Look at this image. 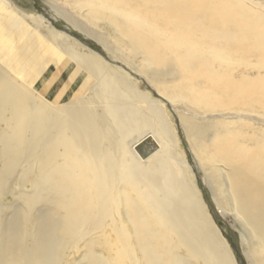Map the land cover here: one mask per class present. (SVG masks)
Segmentation results:
<instances>
[{"label": "bare ground", "instance_id": "bare-ground-1", "mask_svg": "<svg viewBox=\"0 0 264 264\" xmlns=\"http://www.w3.org/2000/svg\"><path fill=\"white\" fill-rule=\"evenodd\" d=\"M69 2L79 10L86 7L89 21L105 18L117 36L126 39L124 48L130 56L142 59L143 67L174 65L180 77L171 90L180 98L206 110L264 114V13L259 9L243 0ZM69 54L77 74L85 78L88 74L95 82L93 97L87 98L95 115L66 104L55 119L34 113L36 124L30 103L12 97L11 90L0 100V122L10 134L13 124L19 125L12 136L23 155L31 150L27 148L31 135L39 143L51 132H61L52 135L57 138L53 141L56 147L65 146L68 162L62 168L51 165L48 159L61 153H41L38 144L35 153L29 152L43 174L37 188L53 195L62 216L36 224L25 218V235H39L35 250L18 246L16 224L6 231L0 223V264H47L55 242L81 224L101 235L97 243L108 257L103 264H235L182 160L171 152L172 132L161 108L133 90L120 70L100 59ZM238 66L251 67L259 75L235 78ZM160 88L163 95L168 93ZM223 129L209 145L195 146L203 160L228 167L236 200L226 198L220 184L223 204L229 208L232 202L252 222L253 255L257 264H264V133ZM9 139L5 143L10 148Z\"/></svg>", "mask_w": 264, "mask_h": 264}, {"label": "rangeland", "instance_id": "rangeland-1", "mask_svg": "<svg viewBox=\"0 0 264 264\" xmlns=\"http://www.w3.org/2000/svg\"><path fill=\"white\" fill-rule=\"evenodd\" d=\"M243 1L264 13V0ZM104 19L89 21L88 9L81 6L79 10L69 0H0V100L3 92L9 93L11 90L10 94L14 93L12 97L30 103V109L34 110L32 120L36 124L38 119L34 113H43L42 117L53 119L66 104L81 107L82 111L95 115V106L88 101L93 97L91 88L95 82L88 78V74L87 80L84 75L77 74L69 53L100 59L109 68L120 70L134 85L133 90L148 96L164 113L172 132L171 152L176 159L182 160V167L194 185L209 219L227 243L234 263L257 264L252 250L255 228L249 219L232 207L236 196L228 167L221 162L203 160L195 145H209L225 126L232 130L239 128L249 135L264 133V114H259L257 110H206L180 98L171 90L178 84L180 77L174 65L143 67L142 59L130 56L128 49L124 48L126 39L119 38L118 33L113 31L114 27ZM258 75L259 72L251 67L238 66L233 70L235 78H253ZM160 86L166 88L167 96L160 92L163 91ZM77 99L83 103H76ZM13 126L15 128L10 134L0 122V223L6 231L16 224L18 246L24 250L34 247L35 250L39 235L38 238L25 235V218L35 224L43 221L50 223L58 220L62 214L56 209L53 195H49L45 188H37L43 174L39 171V163L35 162V155L31 154L35 153L36 147L41 153L56 150L61 154L51 156L48 159L50 164L62 168L68 162L63 154L65 146L56 147L53 141L57 140L53 137H58L61 132H51L54 136L48 135L47 139L39 143L31 135V140L27 142V148L31 150L27 149L28 154L23 155L17 139L12 136L19 132V125L14 123ZM99 135L101 139L105 136ZM9 137L10 148L5 143L10 140ZM35 144L38 145L35 147ZM7 147L9 151L6 152ZM220 184L226 191V198L232 201L229 208L223 204L218 187ZM100 236L91 226L81 224L69 237L59 236L47 264H103L108 257L103 246L97 243Z\"/></svg>", "mask_w": 264, "mask_h": 264}]
</instances>
